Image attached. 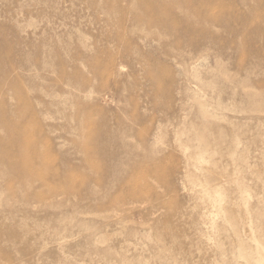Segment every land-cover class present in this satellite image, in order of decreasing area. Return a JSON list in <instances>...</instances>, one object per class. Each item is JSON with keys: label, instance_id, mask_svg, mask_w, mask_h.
I'll return each instance as SVG.
<instances>
[{"label": "rangeland", "instance_id": "374dc122", "mask_svg": "<svg viewBox=\"0 0 264 264\" xmlns=\"http://www.w3.org/2000/svg\"><path fill=\"white\" fill-rule=\"evenodd\" d=\"M0 264H264V0H0Z\"/></svg>", "mask_w": 264, "mask_h": 264}]
</instances>
